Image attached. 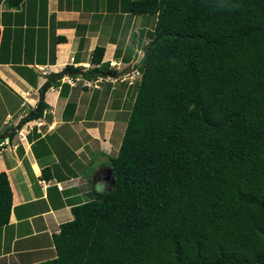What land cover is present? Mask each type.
Returning <instances> with one entry per match:
<instances>
[{"label": "trees", "instance_id": "16d2710c", "mask_svg": "<svg viewBox=\"0 0 264 264\" xmlns=\"http://www.w3.org/2000/svg\"><path fill=\"white\" fill-rule=\"evenodd\" d=\"M129 10L151 26L106 161L112 180L72 204L52 234L56 255L29 264H264V0H131ZM104 49L93 48L87 79L117 75ZM11 204L1 170L0 225Z\"/></svg>", "mask_w": 264, "mask_h": 264}, {"label": "crops", "instance_id": "0c3cea01", "mask_svg": "<svg viewBox=\"0 0 264 264\" xmlns=\"http://www.w3.org/2000/svg\"><path fill=\"white\" fill-rule=\"evenodd\" d=\"M130 1L22 0L12 6L0 0V171L12 190L9 221L0 225V264L55 256L52 234L72 218V204L112 180L106 161L120 140L111 151L100 145L107 134L115 141L126 122L122 96L139 79L124 78V72L143 51L151 26L149 14L129 10ZM96 44L105 47L102 61L127 67L117 75L98 74L89 85L83 73L93 64ZM68 64L83 72H67ZM56 76L60 83L44 88ZM77 81L84 86L77 88ZM73 95L74 108H65ZM42 97L41 115L27 119L36 122L19 139L17 130L26 121L19 125L20 120Z\"/></svg>", "mask_w": 264, "mask_h": 264}, {"label": "rangeland", "instance_id": "374dc122", "mask_svg": "<svg viewBox=\"0 0 264 264\" xmlns=\"http://www.w3.org/2000/svg\"><path fill=\"white\" fill-rule=\"evenodd\" d=\"M145 45V43H143V46ZM142 55H143V51H138L137 52V56H136V58H134L133 59V61L131 62V64L130 65H134V68L135 69H138V71L137 72H134L135 70H133V71H130V70H132V69H125L127 66H125V67H122L121 66V63H119V61H112V60H109L108 62H109V64H112V63H116L117 65H115V66H117L118 68L119 67H122L121 69L124 71V69H125V72H124V78L125 77H136V78H138L139 79V77H140V75H141V69H140V66H135V64L136 63H138L140 60H141V57H142ZM66 78H68V76H66ZM72 78V77H71ZM108 78V77H107ZM112 80H114V79H112ZM71 82H73L72 80H71ZM84 83H87V84H92V82H91V80L89 79H84ZM134 96H135V87L131 90V92H129V95H126V96H122V98H124L125 99V101L128 103L129 102V104L131 105V102H132V100L134 99ZM109 103H110V100H109ZM108 103V104H109ZM129 106V105H128ZM122 125H121V129L119 130V133H117V136H115V134L111 131V130H113V128H114V125L111 127V128H109L110 129V131H111V135H114L115 136V141H114V137L112 138V140L110 139L111 138V136L109 137V134H107L108 135V138L104 141V142H102L101 143V147L104 149V150H106V151H111L112 149H113V146H115L116 145V143H117V141H119L120 140V138H121V135H122V133H123V128H124V125H125V121L124 122H122L121 123ZM110 126V125H109ZM120 126V125H119ZM110 145H112V147L110 146Z\"/></svg>", "mask_w": 264, "mask_h": 264}, {"label": "built area", "instance_id": "2783aa9c", "mask_svg": "<svg viewBox=\"0 0 264 264\" xmlns=\"http://www.w3.org/2000/svg\"><path fill=\"white\" fill-rule=\"evenodd\" d=\"M110 65L115 66V65H117V64H116V63H112V64H110ZM115 67L118 68L117 66H115ZM131 69H132V70H130V71H133V70H135L134 72H137V71H138V69H135L134 67L131 68ZM76 79H77V78H76ZM66 80H67L68 82H71V80H72L73 82L75 81V80H74L73 78H71V77H68ZM73 82H71V83H73ZM30 121H31V120H26V121L22 124V126L17 130V134H18L19 139L25 137L26 132H27L28 130H30V129L33 127V123L36 122V120H32L31 123H30ZM37 123H41V121H38Z\"/></svg>", "mask_w": 264, "mask_h": 264}, {"label": "water", "instance_id": "95a60500", "mask_svg": "<svg viewBox=\"0 0 264 264\" xmlns=\"http://www.w3.org/2000/svg\"><path fill=\"white\" fill-rule=\"evenodd\" d=\"M67 72H77V73H79V72H83V70L82 69H77V70H74V71H71V70H69V69H67L66 70ZM38 107H39V103L33 108V110H31L28 114H27V116H30V115H32L33 114V112L35 111V110H37L38 109Z\"/></svg>", "mask_w": 264, "mask_h": 264}, {"label": "clouds", "instance_id": "9594fccd", "mask_svg": "<svg viewBox=\"0 0 264 264\" xmlns=\"http://www.w3.org/2000/svg\"><path fill=\"white\" fill-rule=\"evenodd\" d=\"M134 67V65L132 66V68Z\"/></svg>", "mask_w": 264, "mask_h": 264}]
</instances>
